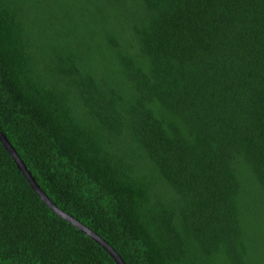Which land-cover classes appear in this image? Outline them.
Here are the masks:
<instances>
[{"label":"trees","instance_id":"16d2710c","mask_svg":"<svg viewBox=\"0 0 264 264\" xmlns=\"http://www.w3.org/2000/svg\"><path fill=\"white\" fill-rule=\"evenodd\" d=\"M0 131L125 264H264V0H0ZM0 264H118L1 140Z\"/></svg>","mask_w":264,"mask_h":264},{"label":"water","instance_id":"95a60500","mask_svg":"<svg viewBox=\"0 0 264 264\" xmlns=\"http://www.w3.org/2000/svg\"><path fill=\"white\" fill-rule=\"evenodd\" d=\"M0 140L5 146V148L8 150V152L12 155L14 158L18 168L21 170L27 181L29 182L32 189L37 193L38 196L44 201V203L50 207L55 213L60 215L61 217L65 218L66 220L70 221L74 225H76L79 229L84 231L86 234L91 236L93 239H95L97 242H99L106 250L110 252V254L113 256V258L117 261L118 264H125V262L122 260V258L114 251L112 247L108 245V243L105 242L100 236H98L96 233L91 231L89 228H87L85 225L78 222L75 218L65 213L63 210L58 208L54 202L47 196V194L40 188V186L37 184L36 180L32 176V174L28 171L26 165L16 152V150L12 147V145L9 143L6 136L0 131Z\"/></svg>","mask_w":264,"mask_h":264}]
</instances>
